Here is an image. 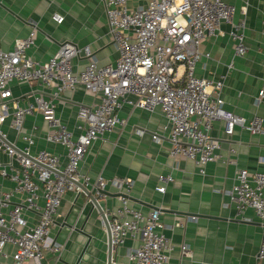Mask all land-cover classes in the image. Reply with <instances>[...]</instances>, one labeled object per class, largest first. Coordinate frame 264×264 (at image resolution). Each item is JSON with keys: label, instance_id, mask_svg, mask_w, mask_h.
<instances>
[{"label": "built area", "instance_id": "2783aa9c", "mask_svg": "<svg viewBox=\"0 0 264 264\" xmlns=\"http://www.w3.org/2000/svg\"><path fill=\"white\" fill-rule=\"evenodd\" d=\"M107 31L116 57L112 63L98 64L86 45L78 49L69 43L59 44L45 62L27 56L34 42L35 28L23 38H16L9 50L0 48V127L8 122L24 142L17 148L0 129V155L8 158L0 167V257L8 264H49L45 253L59 259L63 245L49 236L54 216L63 194L80 191V184L93 196L114 188L119 205L103 209L112 249L126 239L136 241L125 251L127 264H164L172 248L168 238L157 231L162 228L159 211L146 213L132 208L128 194L132 183L123 177L90 179L79 170V162L90 144L104 132L124 124L118 116L123 105L152 112L158 108L168 124V156L181 157L201 166L218 158L220 141L209 134L211 122L222 120L224 132L230 135L235 126L251 134L264 131L260 116L245 119L223 108L221 89L223 76L199 78L193 74L195 63L209 57L200 49L206 37L222 34L220 24L231 26L228 35L234 42L233 56L245 51L241 22L233 23L234 6L224 0H102ZM245 6L241 7V11ZM52 19L60 23L62 17ZM264 35V16L262 18ZM81 53L85 64L74 71L71 59ZM177 66L183 68V79H175ZM232 67V62L227 64ZM13 80L39 84L50 92L49 97L33 94L32 101L13 97L9 83ZM81 87L96 96L89 106H79L76 118L80 133L71 132L55 116L53 99L60 92ZM264 95V80L257 99ZM38 113L46 124L44 139L65 150L63 166L59 157L45 149L29 151L33 130H22L26 116ZM157 134H151L157 139ZM229 151L233 152L232 148ZM11 183L3 189L1 180ZM155 191L162 193L172 181L169 174H160ZM264 172L236 171L234 181L225 190L227 202L237 214L251 208L262 227L256 257L264 258ZM101 207V206H100ZM246 220V218L241 217ZM5 246L10 247L9 253ZM180 255L190 257L184 244Z\"/></svg>", "mask_w": 264, "mask_h": 264}, {"label": "crops", "instance_id": "0c3cea01", "mask_svg": "<svg viewBox=\"0 0 264 264\" xmlns=\"http://www.w3.org/2000/svg\"><path fill=\"white\" fill-rule=\"evenodd\" d=\"M224 1L234 6L233 23L242 24L245 51L241 56H233L234 42L228 35L231 26L222 23L221 35L201 41L200 49L208 52L209 57H201L195 63L193 74L212 79L223 76V108L245 119L260 116L264 127V95L257 99L264 80V0ZM54 14L62 17L60 23L52 19ZM33 27L34 42L26 54L38 62H45L62 43L78 49L87 45L99 65L112 63L116 57L102 0H0L1 49L9 50L16 38L25 37ZM229 62L231 68L227 67ZM84 64L81 53L71 59L74 71ZM174 77L180 83L183 71ZM9 88L13 97L22 98L20 105L24 100L32 101L33 94L50 96L49 90L39 84L13 80ZM51 99L55 116L76 137L81 125L76 118L78 107L89 106L98 98L76 87ZM118 116L124 124L104 132L90 144L79 162V170L91 180L97 175L129 179V205L142 213L158 209L162 228L157 231L168 238L172 247L164 264H264V258L256 257L262 231L258 218L251 208L237 214L225 195L238 169L264 172V131L251 134L235 126L227 135L222 120L212 121L209 134L220 141L218 158L204 164L200 173L201 166L192 161L168 156V124L158 108L148 112L123 105ZM1 130L17 148L25 145L8 122L1 125ZM22 130L34 132L30 152L45 149L59 157L61 166L65 164L64 148L44 139L46 124L40 114L26 116ZM151 134H157V139H152ZM7 162V156L1 154L0 167ZM160 174L172 177L162 193L154 189ZM1 185L7 190L11 183L4 179ZM105 191L108 195L98 197L99 205L104 210L115 209L119 200L114 188L106 186ZM49 236L63 245L58 260L52 253H45L49 264H106L105 227L99 213L90 209L80 191L68 190L63 194ZM136 243L126 239L113 248L112 263L127 264L125 251ZM181 244L190 250V257L180 255ZM5 250L9 253L10 247L5 246ZM8 260L0 257V264H8Z\"/></svg>", "mask_w": 264, "mask_h": 264}, {"label": "water", "instance_id": "95a60500", "mask_svg": "<svg viewBox=\"0 0 264 264\" xmlns=\"http://www.w3.org/2000/svg\"><path fill=\"white\" fill-rule=\"evenodd\" d=\"M76 185L79 187L80 192L82 194H84L85 196V200L86 202L89 204L90 209L95 208V210L99 213L100 217H101V221L105 227L106 230V264H113L111 261V251H112V247L110 244V234H109V229H108V225H107V221L102 213L101 207L99 205L98 202V197L97 196H93L92 194H90V192H88L87 190H85L82 186H80V184L76 183ZM99 193L102 195H108L106 192L104 191H99ZM86 238H89V235L85 234ZM87 243V241H86Z\"/></svg>", "mask_w": 264, "mask_h": 264}, {"label": "rangeland", "instance_id": "374dc122", "mask_svg": "<svg viewBox=\"0 0 264 264\" xmlns=\"http://www.w3.org/2000/svg\"><path fill=\"white\" fill-rule=\"evenodd\" d=\"M182 71H183L182 67L181 66H177L176 74L179 75V74L182 73ZM0 129H1V127H0Z\"/></svg>", "mask_w": 264, "mask_h": 264}]
</instances>
